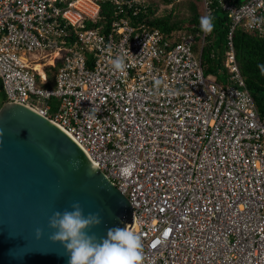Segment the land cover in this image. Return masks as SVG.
Masks as SVG:
<instances>
[{"label": "built area", "instance_id": "built-area-1", "mask_svg": "<svg viewBox=\"0 0 264 264\" xmlns=\"http://www.w3.org/2000/svg\"><path fill=\"white\" fill-rule=\"evenodd\" d=\"M149 1L0 0L5 102L63 130L127 198L142 264H264V113L231 41L237 25L264 33V0H219L226 84L204 75L192 33L131 24Z\"/></svg>", "mask_w": 264, "mask_h": 264}, {"label": "water", "instance_id": "water-1", "mask_svg": "<svg viewBox=\"0 0 264 264\" xmlns=\"http://www.w3.org/2000/svg\"><path fill=\"white\" fill-rule=\"evenodd\" d=\"M0 133V264H67L63 246L49 239L54 230L48 223L54 211L70 209L74 201L85 214L100 213L102 222L89 230L98 238L109 228L131 227L127 198L45 116L4 103ZM37 227L43 229L39 239Z\"/></svg>", "mask_w": 264, "mask_h": 264}, {"label": "trees", "instance_id": "trees-1", "mask_svg": "<svg viewBox=\"0 0 264 264\" xmlns=\"http://www.w3.org/2000/svg\"><path fill=\"white\" fill-rule=\"evenodd\" d=\"M232 4L239 5L245 0H225ZM167 4L168 0H150L145 9L139 11L135 16H130L131 24L144 23L158 28L165 36L172 37L180 31L192 33L194 50L201 60L204 75H214L220 83H225L227 69L224 60L228 45V32L230 19L227 13L219 6V0H208L210 13L214 25L210 34L201 30L200 19L204 17L202 0H180L169 8H163L161 14H157L159 4ZM177 6L180 8L178 11ZM218 10L222 11L219 15ZM113 6L109 2L101 3L100 20L107 22L112 17ZM178 39V37H177ZM232 46L236 63L243 77L247 89L250 91L257 109L264 113V74L261 67L264 66V33L246 30L240 25L235 26L232 31ZM51 69L56 70V68ZM3 90L0 81V91ZM3 100L5 101L3 91Z\"/></svg>", "mask_w": 264, "mask_h": 264}, {"label": "clouds", "instance_id": "clouds-1", "mask_svg": "<svg viewBox=\"0 0 264 264\" xmlns=\"http://www.w3.org/2000/svg\"><path fill=\"white\" fill-rule=\"evenodd\" d=\"M98 21H101L100 13ZM200 26L205 34H210L214 27L212 17H201ZM113 63L116 69L123 67L120 59ZM260 67L264 74V66ZM73 166H78V161L73 162ZM130 171L128 167L122 169L125 174H130ZM94 172L95 169L91 167L88 174L93 175ZM101 222L99 212L85 214L80 202L74 201L70 209L54 211L49 217L48 227L54 230L49 239L63 246L68 257L67 264H142L140 237L130 231L127 225L109 228L106 237L98 238L95 233L90 234L89 230ZM42 235L43 229L37 227L36 238Z\"/></svg>", "mask_w": 264, "mask_h": 264}, {"label": "rangeland", "instance_id": "rangeland-1", "mask_svg": "<svg viewBox=\"0 0 264 264\" xmlns=\"http://www.w3.org/2000/svg\"><path fill=\"white\" fill-rule=\"evenodd\" d=\"M174 4V3H173ZM172 4V5H173ZM172 5H168V3L167 4H159V8H158V10H157V14H161V12H162V9L163 8H169V7H171ZM177 9H178V11H180V8L177 6ZM219 15H222V11H220V10H218V12H217ZM197 49H198V46H196V45H194V50H196L197 51ZM42 60V59H41ZM40 60V61H41ZM45 60V59H44ZM48 61V60H47ZM47 64H50L49 62L47 63ZM35 66L38 68V69H40L41 68V66H42V63H40V62H37L36 64H35ZM227 83V81H225V83H222V84H226ZM3 90H1L0 91V103L2 102V100H3ZM59 101H58V99L57 98H52L51 99V101H50V104L51 105H56L57 103H58Z\"/></svg>", "mask_w": 264, "mask_h": 264}]
</instances>
